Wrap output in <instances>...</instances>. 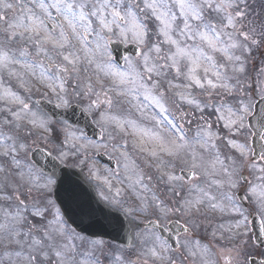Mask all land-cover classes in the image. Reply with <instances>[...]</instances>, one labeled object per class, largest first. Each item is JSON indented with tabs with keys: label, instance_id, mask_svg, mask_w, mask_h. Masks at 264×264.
<instances>
[{
	"label": "snow or ice",
	"instance_id": "6c2138e0",
	"mask_svg": "<svg viewBox=\"0 0 264 264\" xmlns=\"http://www.w3.org/2000/svg\"><path fill=\"white\" fill-rule=\"evenodd\" d=\"M246 3L247 0H0V22L4 23L0 31V102L9 117L0 122V201L4 202L0 207V241L8 242L3 250L7 264H101L95 256V250L103 248L100 241H88L86 252L80 251L77 241L85 242L82 232L97 235L109 228H123L119 216L112 214V207L122 209L130 218V230L158 229L141 233L146 245L144 254L153 261L167 259L171 264L167 256L169 241L162 234L163 222L173 215L192 219L207 207L232 218L225 230L236 243L225 264H264V259H257L264 257V183L254 186L244 175L247 169L258 171L261 175L257 178L264 182V163L257 166L264 162V84L252 87L250 93L237 86L248 60L257 53L264 75V20H251L246 7H242ZM113 43L134 46L139 57L124 58L121 64L112 56ZM31 56L42 59H22ZM17 65L24 75L13 71ZM5 70L25 93L32 91L30 80L42 84L51 97L46 103L55 109L71 111L74 95L89 97L82 111L97 116L98 123L115 124L122 133L137 135L140 151L147 148L148 156L157 161L159 178L166 184L180 178L168 171L171 160L165 161L164 157L182 154L191 156L193 169L222 179H212L208 188L193 184L189 192L196 196L182 197V202L175 205L159 197H142V207L130 210L122 202L103 196L108 207L102 206L73 174L57 176L55 169L37 172L27 160V138L33 129L52 133L59 125L65 132L64 143L71 138L77 153L102 145L94 144L83 130L79 135L70 131L67 119L62 124L53 121L40 107V101L31 102L30 96L22 97L5 86ZM82 72L89 73L88 83L83 89L77 84L69 92L68 81ZM169 76L186 81L182 85L186 91L174 95L200 112L211 108L217 122H223L232 137L241 138V142L227 140L228 147L234 150L226 157L228 164L216 151L219 134L211 123H198L195 136L190 138L184 124L179 123L188 114L170 112L162 89L181 85L173 84ZM232 80L235 85L230 83ZM192 88L201 89L207 99L201 103L192 98L187 91ZM213 96L218 99L213 101ZM125 104L127 111L137 112L138 119L151 127H139L136 119L123 123L118 120L111 110L114 105ZM149 108L158 109V113L148 112ZM74 115L71 112L68 119ZM185 122L192 123L191 119ZM128 126L132 132H128ZM250 141H258V151ZM204 153L208 154L207 162ZM66 157L67 153H60L61 160ZM90 175H94L91 170ZM189 175L198 179L195 172ZM143 180V173H138L135 183L142 185ZM11 184L16 187L9 191ZM29 197L30 202H26ZM245 200L250 207L245 206ZM133 212L147 213L155 219L148 218L147 224L135 221ZM257 217L258 232L250 228V219ZM69 221L75 228L69 227ZM253 237L258 243H252L254 251H249ZM181 246L192 257H203L209 251L198 241ZM115 264L138 262L117 256ZM201 264L209 262L201 259Z\"/></svg>",
	"mask_w": 264,
	"mask_h": 264
},
{
	"label": "rangeland",
	"instance_id": "374dc122",
	"mask_svg": "<svg viewBox=\"0 0 264 264\" xmlns=\"http://www.w3.org/2000/svg\"><path fill=\"white\" fill-rule=\"evenodd\" d=\"M9 2H15V0H9ZM15 14L16 13H11L10 15H15ZM3 28H4V23L0 22V31H2ZM2 39L3 37L0 36V40ZM16 55L19 56V53L16 52ZM256 55L253 58H250L248 60L246 72L241 76V80L243 79V82L239 84V86L237 85L238 87L245 86L241 88L242 91H247L249 93L251 92L252 87L258 88L262 84H264V75H261V69H260L261 57H258ZM36 58L42 59L39 57H36ZM22 59H30V57L22 58ZM44 61L45 63H48L47 60H44ZM13 71H19L21 75L24 72V70L21 69L19 65L15 66ZM229 74H231L230 71H229ZM7 76H8V73L5 70L3 72L5 84L6 83L10 84V81L8 79L6 80ZM71 80L72 79H70V82ZM15 83L17 84L16 79H15ZM68 84H69V81H68ZM31 86H32L31 93L30 94L26 93L30 96L31 102H35L33 98L34 97L38 98L39 94L41 93L49 96L47 89L43 85L38 84V83H33ZM0 91H2V88H0ZM14 91H17L19 95L24 93V91L20 90L17 85L14 86ZM200 98L207 99V97L205 98L202 95H200ZM3 109H4V104L0 102V122H3L5 119H7V116H8V114ZM114 109H112L113 112H115L116 110ZM124 110L127 111V108ZM183 113H187L188 115L185 117V120H181L179 121V123L184 124L186 131L187 129H192L194 127H197L198 123L202 124L204 122V119L200 120L199 118H197V114L192 113L189 110ZM112 114L115 115L116 118L119 120L120 116L118 113H112ZM180 114L181 113H178L177 111L174 112V115H180ZM125 115L128 117V119H131V118L136 119V116L132 114L131 115L125 114ZM187 119H191L192 123L190 125L185 122ZM120 121L123 123L126 120L120 118ZM59 122L61 124L64 123V121H59ZM141 124L142 123L138 122L139 127L141 128L146 127L145 125L141 126ZM103 125L104 127H109V126L110 127L108 128V130H106L105 139L100 148H102L103 150H106V152H108V155L111 158L116 159L117 171L114 174H108L107 170H103L98 175H94L90 177H88L86 174L85 175L88 177L89 180L93 182V184L95 185L97 189L98 188L100 189V192L104 196H107L109 199H114L116 201L122 202L124 207L129 208L130 210L137 209L138 204L133 203L134 202L133 200L136 199L138 201H141L142 197H146L149 200H151V198L155 197L154 194L152 193L153 192L152 190L155 188V184H159L160 182H163V180L159 178V171L157 170V167H156L157 161L155 162V160H152L149 158L147 154V149L142 153V151H140V146L138 142L134 144V140H137L136 135H129L128 133H122L116 125H113V126H111V124H103ZM222 125H223V122H222ZM129 129H128V132H130ZM69 130L75 131L76 134L77 133L79 134V131H80V130L78 131V129L73 130L72 127H70ZM54 131H56L57 133L56 136L55 134L53 135L52 133H44L42 130L33 129L32 135L27 138L28 145L30 148V150L27 153V158H28V155H30V152L34 150V148L42 147L50 151V153L56 156L63 164L73 166V163H74L73 168H76L77 170L85 173V171L83 170V166L89 163L87 158H88V153L90 152V149L87 150L86 153H77L75 149H73L71 146L72 145L71 138H69L68 143H64L65 132L60 130L59 125H57L56 130ZM213 131L218 132L219 134V139L215 141L217 145L216 150H218L221 160L223 161L225 160V162L228 164L229 160L227 158L225 159V157L231 156L234 153V150L228 147L227 140L235 139L237 142H241V138L232 137L228 133L227 129H225V131L221 129L219 130L213 129ZM189 134L190 132L188 133V136ZM38 137L43 138V139H38ZM198 150L199 149H197V151ZM61 152L67 153V157L63 160L59 158ZM197 155H200V153ZM145 157H147L146 160H144ZM208 158H209L208 154L204 153L205 162H207ZM142 159L144 163L143 164L144 172L147 173V182L146 180L143 181L144 185H146L145 187L143 186L139 187V184L135 183L137 179L135 175H137L138 173H143V170L140 164H138L140 168L137 170L135 163H138L139 160H142ZM164 159L171 160L172 164L176 166L177 168L185 167V166L192 167V158L189 154H182L180 157H177V158H169L165 156ZM172 164L170 165V167L172 166ZM219 167L220 166L217 165V168ZM93 169L96 170L97 168L94 167ZM168 171H171V170L168 169ZM172 173L175 175L174 172ZM251 174L254 177V183H253L254 186H260L262 183H264L257 178L258 176L261 175V173L257 171ZM105 181H107L108 183L105 184L104 183ZM172 184H173V188H172L173 191H179L177 190L179 179L174 181ZM15 187H16L15 184L10 185V188H15ZM134 190L136 191V194L133 193ZM23 191H24V188L20 187V192H23ZM235 191H239V190H235ZM259 191H260V188L258 187V192ZM117 193H119V195H117ZM184 193H186L185 185L183 187L182 192H179L178 197L176 198L177 202L181 201L182 197L185 198ZM174 199H172L173 202H175ZM30 200H31V197H29V201H26V202H30ZM0 203H2L0 207H4V202L0 201ZM140 204L142 205V202H140ZM113 208L117 209L116 207H113ZM120 211L124 212L122 209H120ZM214 212L215 211H212L207 207L202 208L200 212L202 214H205V216L208 218L209 221H213L215 223V224L214 223L210 224V226H212L213 229L211 230V235L207 237L209 240H211L210 243L212 246V254L214 256L211 259L209 258L211 260L210 264H218L216 257H219L220 259L219 264H225V259L228 258V255L231 252V249L236 241L229 239L230 234L225 230L226 225L222 223L221 220L219 221L218 219H213L215 217ZM134 213L135 212H133L135 221H143V222L148 221V219H146V217H149L147 213L145 215H138V216L134 215ZM28 220H29V223H31L30 218H28ZM229 225L230 224H227V227ZM200 231L202 235L203 232L202 230ZM143 232H146V231H143ZM141 233L142 232L138 230L137 232H135L136 242L130 249H126L119 245L111 244L109 242L107 243V242H103L100 240H96V241H100L103 244V248L95 250V256L99 258V260L101 261V264H115V257L117 256L123 257L125 260L138 262V264H169V261L167 259L163 262L158 261V260L153 261L147 255L144 254L143 249L146 248V245H144L143 243ZM88 241H92V240L85 238V242L83 243H81L80 241H77V243L81 245L80 251L86 252L88 250L89 248ZM183 253L184 255L187 254L185 248H183ZM233 254L234 253H232V255ZM209 255L210 253L208 252L206 256L208 257ZM171 261H173L172 264H175L176 262L181 263L180 255H176L175 257L173 256V259H171ZM174 261L176 262L174 263ZM194 264H197V263H194Z\"/></svg>",
	"mask_w": 264,
	"mask_h": 264
},
{
	"label": "water",
	"instance_id": "95a60500",
	"mask_svg": "<svg viewBox=\"0 0 264 264\" xmlns=\"http://www.w3.org/2000/svg\"><path fill=\"white\" fill-rule=\"evenodd\" d=\"M262 107H264V105H261ZM47 110H49V113L51 115H53L54 117H58V118H64L67 119L69 122H72L73 125H77V126H81L83 127L88 135L90 137H99V133L96 132L95 128L92 126L89 118L87 117V115H85L81 110H71L69 112H56L55 110H53L52 108H47ZM71 112H77L81 115V118H79L78 116V120H73L72 117L71 119H68V117L71 115ZM253 147L258 149V141L253 143ZM33 160L41 167L43 168V170H45L46 173H50L53 169H55V172L57 174V176H63L64 173H70L73 174L75 172H73L71 169H67L62 167L53 157H50L48 154H46L45 152L41 151V152H36L35 154H33ZM102 161L104 162V160L102 159ZM105 162L107 164H110L113 166L114 162L111 160H107L105 159ZM74 178L77 176H75V174H73ZM80 182V180H79ZM81 183V182H80ZM57 202L59 203V201L57 200ZM112 214L114 216H116L115 213L112 212ZM119 216V215H118ZM67 218V217H66ZM120 220L123 222L124 227L121 229H112L109 228L107 231L99 233L97 235H90L87 232H82V233H86L89 236H93V237H103L106 239H110L112 241L121 243L123 245L129 246L132 243V239L128 237V226L126 225L125 221L123 220V218L121 216H119ZM69 223L75 227V225H73L71 223V221H69ZM252 227H253V231H257L258 232V228H259V220L256 218L255 220L252 221ZM78 231H80L79 229H77ZM125 235V237H124Z\"/></svg>",
	"mask_w": 264,
	"mask_h": 264
},
{
	"label": "flooded vegetation",
	"instance_id": "af4514ba",
	"mask_svg": "<svg viewBox=\"0 0 264 264\" xmlns=\"http://www.w3.org/2000/svg\"><path fill=\"white\" fill-rule=\"evenodd\" d=\"M249 1H253V0H249ZM264 1V0H263ZM264 3V2H263ZM129 60H135L133 58H127ZM88 76H89V73H85L81 78L79 79H75V83L72 84V88H71V92L74 91V89H76L77 87V84L80 85V89H83L86 85V83H88ZM169 80H172V83L175 84V85H181V87H168L166 89H162V91H166V95H167V106L169 107L170 109V112L173 114V111L176 110L178 113H182L184 111V108L188 105L187 103L181 101L179 95H174V94H179V93H184L186 90L182 87V85L184 83H186V81L183 80V78H178V79H173L172 76H169L168 77ZM95 81V77H93V82ZM97 89L99 88V85H96ZM193 89H196V88H193ZM173 92H176V93H173ZM73 105H79V106H88V103H89V97L87 96H84V97H81L79 94L77 95H74L73 97ZM114 106H120V105H114ZM152 113H158V109H151ZM201 116L197 114V118L201 119L200 118ZM187 132L189 133V129H187ZM169 203V202H167ZM173 217L171 216L169 219L165 220L163 222V227L165 229H167V232H169L168 230V226L169 224L174 221L175 219H172ZM151 219H155V217H151ZM180 222L183 223V225H186V224H189L187 220H182V218L180 219ZM159 223V222H158ZM194 224V231H195V234L192 235V238L193 239H200L201 238V231H200V226L198 224V222H195L193 223ZM187 226V225H186ZM152 231H158L156 229H153ZM187 234L183 235V236H179L178 237V241H179V244H180V247L181 245H184V243L187 241ZM252 244L250 243L249 244V251H253L252 249ZM169 249L172 251L170 252L171 254V258L173 259V256L175 257L176 255H180L181 257V263L180 262H176L174 261V263H178V264H194V263H198L201 261V257L199 256H196V257H192V256H189L188 254H182V253H179V251H173L171 248H170V245H169ZM234 255V254H233ZM263 258V257H262ZM173 263V261H171V264ZM175 263V264H176Z\"/></svg>",
	"mask_w": 264,
	"mask_h": 264
}]
</instances>
